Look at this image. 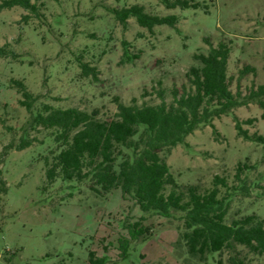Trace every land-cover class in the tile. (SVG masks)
Wrapping results in <instances>:
<instances>
[{
	"label": "rangeland",
	"instance_id": "1",
	"mask_svg": "<svg viewBox=\"0 0 264 264\" xmlns=\"http://www.w3.org/2000/svg\"><path fill=\"white\" fill-rule=\"evenodd\" d=\"M190 1L207 9L167 10L158 0H39L45 20L32 18L28 23L22 21L28 13L21 7L0 11V48L18 56H0V264H86L89 251L101 257L105 248L107 264H197L177 244L178 221L141 213L120 190L106 198L85 191L67 203L60 201L63 191L57 185L43 194L45 157L52 144L43 128L30 130L15 85L23 82L40 102L98 110L101 120H109L117 111L115 98L127 105L134 98L139 105L159 103V82L171 102V89L188 86L186 73L194 65L193 56L209 50L206 39L215 46L229 45L228 71L234 77L245 65L255 68V76L240 82L244 94L252 85H264V0ZM136 4L150 14L176 15L179 23L150 33L130 19L125 30L113 10ZM78 55L98 69V81L81 77ZM232 89L237 91V83ZM261 115L257 105L239 108L216 120L215 130L207 127L189 136L192 151L178 146L168 159L178 184L208 186L215 175L233 182L238 164L247 161L256 166L248 173L251 180L264 177V145L238 138L234 121L235 116L240 121L256 119L254 126L244 128L264 136ZM27 137L36 140L31 147H9ZM258 193L253 190L250 199L236 202L233 211L256 212L264 218ZM141 217L154 236L134 244L130 256L121 260L118 240L128 237L122 224ZM253 264H264V258Z\"/></svg>",
	"mask_w": 264,
	"mask_h": 264
},
{
	"label": "trees",
	"instance_id": "2",
	"mask_svg": "<svg viewBox=\"0 0 264 264\" xmlns=\"http://www.w3.org/2000/svg\"><path fill=\"white\" fill-rule=\"evenodd\" d=\"M35 1L3 0L0 11L21 7L28 13L22 18L25 23L32 18L45 20L37 5L39 0ZM158 1L167 10L207 9L206 5L190 0ZM113 13L125 30L130 19L150 33L160 26L176 28L179 23L176 15L150 14L139 4ZM205 41L209 50L193 56L194 65L186 73L188 86L171 89V102H167L166 91L159 82L156 91L159 103L139 105L134 98L127 105L115 98L116 113L109 120H101L98 110L86 112L40 102L39 95L17 81L15 85L22 96L19 104L28 112L30 130L43 128L52 144L45 157V181L40 189L43 194L57 185L63 191L60 201L67 203L75 194L85 191L106 198L114 190H120L123 199L137 206L141 213L178 221L177 244L190 261L253 264L264 258V218L256 212L243 213L240 209L234 212L233 207L240 200L250 199L253 190H259L257 196L264 202V177L262 174L255 180L248 177L250 171H256V166L248 161L239 163L233 182L229 177L215 175L208 186L202 183L180 186L168 164L178 146L192 151L187 143L189 136L207 127L215 130L216 120L239 108L257 105L264 120V85H252L246 94L240 85L247 75L255 76V68L245 65L234 77L228 71L229 45L221 42L215 46L209 39ZM10 54L6 47L0 48L1 57ZM83 59V55L76 56L81 77L98 81V69ZM234 83H237L236 92L232 89ZM234 121L238 138L264 145V136L251 134L244 128L254 126L256 119L240 121L235 116ZM35 141L21 138L16 146L9 147L22 151ZM145 220L141 217L136 222L122 224L128 237L118 240L121 260L130 256L134 244L146 243L154 236L152 228L144 225ZM106 254V248L101 257L89 251L86 264H107ZM140 257L145 259L143 255Z\"/></svg>",
	"mask_w": 264,
	"mask_h": 264
}]
</instances>
